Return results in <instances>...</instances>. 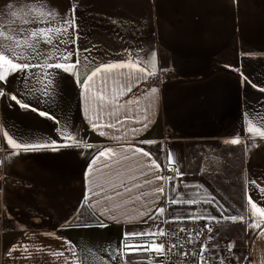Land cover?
Returning a JSON list of instances; mask_svg holds the SVG:
<instances>
[{
  "label": "crops",
  "instance_id": "crops-1",
  "mask_svg": "<svg viewBox=\"0 0 264 264\" xmlns=\"http://www.w3.org/2000/svg\"><path fill=\"white\" fill-rule=\"evenodd\" d=\"M7 3L16 0H0V20L5 23L13 19L7 15ZM73 8L78 38L74 44L58 46L74 52L71 63L81 83L95 68L127 60V52L145 64L154 55L156 72L167 74L160 84L144 86L145 80L120 76L123 70L104 73L109 83L103 102L93 99L98 95V74L96 87L87 94V106L77 77L62 70H47L56 73L54 87L47 89L43 76L39 81L29 78L27 89L19 73L0 81V91L7 93L0 96V150L8 177V181L0 180V264H121L125 232L154 231L160 220L195 219L192 214L201 213L218 218V222L202 218L212 224L213 238L207 243L211 259L219 264L221 260L223 264H264V223L260 228L248 227L253 221L247 202L249 197L258 200L264 189V138L251 136L245 122V114L264 115V0H45V10H54L57 20L65 14L71 17ZM68 33L61 39L72 40L76 35L72 28ZM41 48L51 46L41 43ZM113 74L122 84L111 82ZM129 83L131 92L123 87ZM151 88L159 90L155 97ZM11 95L30 107L21 108ZM129 100L133 102L126 103ZM259 123L258 118L254 120ZM65 124L84 146L8 159L20 150L8 145L6 131L62 145L65 141L57 129ZM235 138L242 143H224ZM105 148L114 149L115 154L91 165L98 150ZM136 148L150 152L159 170L148 157L134 152ZM176 161L181 176L176 170L172 181L154 180L175 167ZM90 166L93 171L88 175ZM208 168L216 172L209 174ZM145 180L154 182L145 184ZM135 184L142 187L124 191ZM173 184L176 192L171 191ZM159 187L164 188L163 195L151 194ZM117 192L122 195L116 196ZM141 193L150 194L136 199ZM176 193L185 198L198 193L199 202L170 205L169 197ZM105 196L113 199L104 200ZM86 200L87 204L102 201L96 204L95 215ZM161 206L167 210L157 215ZM82 209L91 222H76ZM105 209L109 211L100 215ZM221 213L243 220H224ZM256 220L264 221V217L257 215ZM141 239L149 241L153 236ZM10 249L15 250L9 254ZM57 252L63 256L53 255ZM142 254L131 252L127 259L134 264Z\"/></svg>",
  "mask_w": 264,
  "mask_h": 264
},
{
  "label": "snow or ice",
  "instance_id": "snow-or-ice-1",
  "mask_svg": "<svg viewBox=\"0 0 264 264\" xmlns=\"http://www.w3.org/2000/svg\"><path fill=\"white\" fill-rule=\"evenodd\" d=\"M39 5V8L37 7ZM5 8L8 10L7 15L12 17L13 19L8 20L7 23H5L3 20H0V81L7 82V79L10 75L19 73L21 74V77L25 81V89L28 88V80L29 78H36L39 81V78L41 76L47 78V83L44 85V88L47 89L49 87H54V80L56 73L47 71L48 69H56V70H62L65 73H71L74 76L77 77V83L80 84L81 88L83 89L84 94V102L85 106H87V103L89 101V96L87 95L90 90L94 87H96V82L94 81V77H96L98 74H101V78L99 81V87H97V93L98 95L93 97L94 100H98L100 102H103L105 97L103 95L104 90L106 89L108 83H109V77L103 75L104 73L112 74L113 70L119 69L123 70L120 73V76H125L129 81H131L133 78L135 80H147L148 76H156V62H155V56L153 55V60L145 64V62L140 61L139 57L136 56L133 52H127L128 59L122 62H113L104 64L100 67L95 68L94 71H92L86 79L83 80V82H80L79 76L76 73V65L71 63V58L74 55V52L68 48L65 47L63 51L59 48L58 45H69L74 44L75 40L78 38L79 32V26L76 24V17H75V8H73L72 12L73 15L71 17H68L67 14L60 17L59 20H57V13L54 10H45V0H16V3H7L5 5ZM17 21H19L17 23ZM53 23H58L61 26L60 27H53ZM30 24H46L47 27H36V28H30L25 27V25ZM72 28L73 32L76 34L75 37L72 40L67 39H61L62 36H68V29ZM41 43L45 45L51 46L50 49L41 48ZM87 52L88 49H85ZM76 55H78V49L75 52ZM135 57V59H133ZM54 60L55 62L49 63V61ZM35 61V63H34ZM76 64H79V60L77 59ZM144 66H141V65ZM149 64L151 70L149 71ZM33 68L40 69V71L33 73L31 70ZM164 71H167V69H164ZM111 82L115 84H122V81L117 77L116 75H111ZM124 88H126L127 92L132 91V84L129 83L127 85H123ZM255 87V85H254ZM158 89L151 88L150 94L155 97L158 94ZM261 91H264V89H261ZM7 93L0 91V96H6ZM11 100L15 101L16 104H18L21 108H29L30 105L23 102L21 99H18L16 95H11ZM133 101L129 100L126 103H132ZM136 103H139V99H137ZM102 106V103H101ZM85 110H87V107H85ZM32 111H37L36 108H32ZM39 115L41 116H48L50 119H55V117L49 116L47 112L45 111H39ZM259 119L260 123L259 125L254 124V120ZM146 119V118H145ZM245 122L248 125L247 132L251 134V136H259L261 138H264V115L257 114L256 117H250L248 114H245ZM57 123H60L57 121ZM116 123H121V121L117 120ZM109 127H115V125H108ZM144 127H147L146 124L143 125ZM94 128H97L98 126L96 124H93ZM58 132H60L61 137L64 139L65 143L62 145H58L55 141H45L43 138L37 140L34 137H28L25 138L24 136H16L15 133H12L11 135L9 132H5L4 135L7 137V143L8 145L13 148L20 151H14L9 154L8 159H11L13 156H17L20 154H27L29 152H40L42 150H58L59 147H82L84 146V141L82 139H77V136L73 134V132L68 130L67 124L64 125L63 128H58ZM133 131H136V129H133ZM101 135H103V132H100ZM226 144L231 145H238L241 144L242 141L239 138L230 139L224 141ZM87 147L91 148L92 145H87ZM134 152L141 153L144 157H148L151 166H155L157 170H159V165L156 163V159L152 158L151 153L148 151H145L140 148H136ZM115 154V150L112 148H105L98 150V153L95 157H93L92 161L90 162L91 165H95L96 161L100 159L101 157H104L106 159H111V157ZM124 159H128V157H124ZM169 162L172 163V156L171 153H169ZM105 167H108L107 164H105ZM175 167L177 170V176H181L182 173L179 172V162H175ZM171 170V169H169ZM93 171V168L90 166L88 169V175H91ZM148 173H141V175H147ZM169 180L172 181L173 177H164V176H156L154 180ZM154 180H145V184H151L154 182ZM252 185L255 186V180L251 181ZM142 185L135 184L133 187H127L124 189V191L131 193L133 191V188H140ZM184 188H187L188 185L184 184ZM91 191V189H90ZM171 191L176 192V185L173 184ZM154 193H160L163 195L164 188L159 187L154 189ZM261 195L259 196V199L255 202L251 197L248 198V204L250 205V213L252 218V223L248 225L249 228L256 229L261 227V223H264V221L257 222L256 217L257 215L259 217H264V189L261 190ZM150 193H141L139 196L136 197V199H142L143 196L149 195ZM94 196H99V192H94ZM122 195L121 192H117L116 196ZM198 196L197 193L196 196H193L191 198H185V196L181 193H176L174 197H169V203L170 205H175L177 203L179 204H185V205H191L194 203H198ZM113 197L105 196L104 200H112ZM159 197H157V200ZM207 203L211 204V200H206ZM102 201H96L95 204H87V200L85 201V205L88 208L93 209V215H95V207L96 204H100ZM119 205H117L118 207ZM166 208L161 206L159 207L157 211V215H162L166 212ZM109 209H105L100 213V215H105ZM142 215H147V213H143ZM193 218L195 219H202L207 218L209 220H216L218 222V218L215 216H207L205 213H201L199 216H196L195 214H192ZM112 219H116V217H111ZM221 218L224 220H231L233 222L237 220H243V217H238L235 215L232 216H225L223 213H221ZM149 219L155 220V216H149ZM97 222L100 223V226H104L102 222L99 221L97 218ZM87 226V225H85ZM207 227V230L209 233L213 232V229L205 225ZM180 232L185 231V229L181 228L179 230ZM200 233L198 232L197 235ZM164 236L166 235L164 229H159L158 231H153L152 229H149L147 231H139V232H125L124 238L122 241V247L120 249V260L121 264H133V262L130 259H127V257L131 254V252L135 251H154L158 255L164 253L165 245L163 242L156 243L154 240L144 241L141 238L145 236ZM213 237L210 236L209 240H211ZM130 241H136L135 243H130ZM189 243L192 241L189 240ZM176 247V244H172L171 247L168 249L169 252L172 251L173 248ZM215 248H218L219 245L213 246ZM233 245L228 246V251L232 250ZM130 249L129 252H124V249ZM15 249H10L9 254H11L12 251ZM27 251V249H25ZM212 249L209 248L207 244H202V247L200 249V258L202 261H204V253L209 252L211 253ZM55 256H63L62 252L54 253ZM184 255H187V253H184ZM113 260L117 259V255L112 256ZM204 264H207V261H204ZM221 264H223V260H221Z\"/></svg>",
  "mask_w": 264,
  "mask_h": 264
},
{
  "label": "built area",
  "instance_id": "built-area-1",
  "mask_svg": "<svg viewBox=\"0 0 264 264\" xmlns=\"http://www.w3.org/2000/svg\"><path fill=\"white\" fill-rule=\"evenodd\" d=\"M156 76L149 75L143 85L160 84L166 76V72H156ZM170 134V132H168ZM171 170L164 171V177H174L176 175V167H171ZM206 172L213 174L215 169L208 168ZM0 180L8 181V177L3 173V157L0 150ZM208 225L212 228L211 222L205 219H173L160 220L154 224V231L164 229L166 235L153 236L156 243L163 242L165 245L164 253L158 255L154 251H143L141 257L134 264H219V261L211 259L207 252L204 253V261L200 258V249L202 244L209 242L210 234L207 230ZM183 228L185 231L180 232ZM200 233L197 235V233ZM192 242L189 243L188 241ZM172 244L176 247L171 252L168 249ZM187 253V255H184ZM245 262V259H243Z\"/></svg>",
  "mask_w": 264,
  "mask_h": 264
},
{
  "label": "rangeland",
  "instance_id": "rangeland-1",
  "mask_svg": "<svg viewBox=\"0 0 264 264\" xmlns=\"http://www.w3.org/2000/svg\"><path fill=\"white\" fill-rule=\"evenodd\" d=\"M79 214L80 217L79 216L76 217V219H78L76 222H81V223L86 221L91 222L90 215L85 209H82Z\"/></svg>",
  "mask_w": 264,
  "mask_h": 264
}]
</instances>
